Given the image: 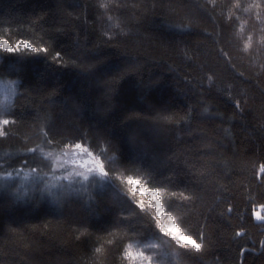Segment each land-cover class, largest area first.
I'll return each mask as SVG.
<instances>
[{
    "label": "trees",
    "instance_id": "1",
    "mask_svg": "<svg viewBox=\"0 0 264 264\" xmlns=\"http://www.w3.org/2000/svg\"><path fill=\"white\" fill-rule=\"evenodd\" d=\"M0 39V264H264V0H0ZM75 143L108 176L57 178L47 152Z\"/></svg>",
    "mask_w": 264,
    "mask_h": 264
},
{
    "label": "snow or ice",
    "instance_id": "2",
    "mask_svg": "<svg viewBox=\"0 0 264 264\" xmlns=\"http://www.w3.org/2000/svg\"><path fill=\"white\" fill-rule=\"evenodd\" d=\"M260 5L257 4L256 7H259ZM101 8H106V4H101ZM237 7H239V4H237ZM245 11H248L247 9ZM111 19V17H109ZM174 27H177L178 30L183 31L186 26L183 25H176ZM251 39V38H250ZM21 44L24 43V41H20ZM219 43V41H217ZM0 45H2L3 49L6 50L7 52H12L13 49L9 46L7 41H0ZM27 47L31 48L32 46L29 44ZM245 50L249 47V45L245 44ZM32 51H38V49L32 48ZM222 56L228 57V54L223 52L221 49ZM59 55V54H58ZM211 79V77H209ZM239 102H237L236 107L239 108ZM10 104H5L4 102H0V116L5 115V114H10L9 112ZM3 125H8L10 121L8 119H3L0 121ZM4 135L3 132H0V136ZM73 148L75 149H80L82 151H87V149L82 148L81 143H75L72 145ZM29 152H32L33 149H28ZM91 155V153H88ZM48 156H51V153L46 154ZM33 172L36 171L35 168L32 169ZM94 171L93 169H89V172ZM95 171H98V173L106 177L108 176V172L105 171V166L103 163H100L99 161L96 162V169ZM262 174H264V168H262ZM11 175V173H9ZM78 175H81L84 177V179H87L88 176L85 173H78ZM64 179H69V177H64ZM127 185L129 186L128 191L130 194H133L134 196L138 195L140 197H147L149 203L151 204L152 208L154 209L155 216L157 218L156 220V226L159 230V233H162L164 236L168 237L174 244L184 250H190V251H195V252H201L202 251V238L203 234L201 233L199 236L193 235V234H188L185 231L181 229V227L178 226V224L174 221L173 216L170 213H166V204L165 202H162L161 200V194H160V189L158 188H149L145 186V184L142 183L140 179H134L131 176L126 178ZM0 187H3V184L0 183ZM136 204L140 209L145 208V203L142 199H137ZM168 208H171V203L167 204ZM262 208H264V205H261ZM231 211V209H229ZM255 218L257 220H264V216H261L258 212L255 213ZM169 225H171L175 231H170L169 230ZM237 236L240 235V233H236ZM264 243V242H262ZM146 247H152L155 248L156 245H146ZM96 251H100V249H97ZM129 256H131V252L128 253ZM140 255H143V253H140Z\"/></svg>",
    "mask_w": 264,
    "mask_h": 264
},
{
    "label": "rangeland",
    "instance_id": "3",
    "mask_svg": "<svg viewBox=\"0 0 264 264\" xmlns=\"http://www.w3.org/2000/svg\"><path fill=\"white\" fill-rule=\"evenodd\" d=\"M0 41H6V40L0 39ZM9 46L11 47L10 44ZM15 89H16L15 79L0 78V102L9 104L15 93ZM3 119H4L3 116H0V121H2ZM82 148L87 149L85 146H82ZM48 153L52 154L49 157L53 162V167L55 169V174L57 175V178L64 179V177H69V179H67L68 181L83 182L86 179H84L83 176L78 175V173H85L87 174L88 177L99 174L98 171H95L96 162L99 160L88 149L87 151H82L80 149L68 147V148L60 149L58 151L47 152V154ZM88 153H91V155H89ZM89 169H93L94 171L89 172ZM141 199L145 203L150 204L147 197H141ZM257 212L261 216H264V208H262L261 205L257 206V208L254 211V215ZM135 259H136V264L145 263L143 259H139V258H135Z\"/></svg>",
    "mask_w": 264,
    "mask_h": 264
},
{
    "label": "clouds",
    "instance_id": "4",
    "mask_svg": "<svg viewBox=\"0 0 264 264\" xmlns=\"http://www.w3.org/2000/svg\"><path fill=\"white\" fill-rule=\"evenodd\" d=\"M169 230L170 231H175L174 228L171 225H169Z\"/></svg>",
    "mask_w": 264,
    "mask_h": 264
}]
</instances>
